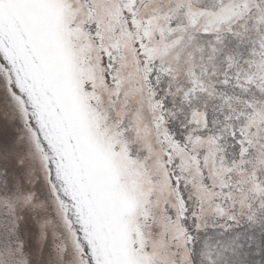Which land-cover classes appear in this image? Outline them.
Listing matches in <instances>:
<instances>
[{
    "label": "snow or ice",
    "instance_id": "snow-or-ice-1",
    "mask_svg": "<svg viewBox=\"0 0 264 264\" xmlns=\"http://www.w3.org/2000/svg\"><path fill=\"white\" fill-rule=\"evenodd\" d=\"M0 264H264V0H0Z\"/></svg>",
    "mask_w": 264,
    "mask_h": 264
}]
</instances>
